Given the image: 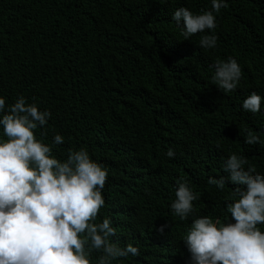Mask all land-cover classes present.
<instances>
[{
	"label": "trees",
	"instance_id": "1",
	"mask_svg": "<svg viewBox=\"0 0 264 264\" xmlns=\"http://www.w3.org/2000/svg\"><path fill=\"white\" fill-rule=\"evenodd\" d=\"M226 2L213 32L185 40L172 13L200 14L211 0H0V97L51 113L47 135L35 134L49 145L64 137L58 159L83 147L107 167L97 222L109 218L113 242L140 250L112 264H191L183 240L193 217L234 223L226 203L237 186L221 191L208 178L227 177L234 153L264 175V143H244L249 130L264 142V99L255 114L242 108L251 92L264 98V0ZM205 34L218 37L215 48L199 46ZM228 57L242 69L233 92L212 82V65ZM181 179L198 196L185 221L170 208Z\"/></svg>",
	"mask_w": 264,
	"mask_h": 264
},
{
	"label": "clouds",
	"instance_id": "2",
	"mask_svg": "<svg viewBox=\"0 0 264 264\" xmlns=\"http://www.w3.org/2000/svg\"><path fill=\"white\" fill-rule=\"evenodd\" d=\"M168 0H159L160 4ZM228 6L226 0H211V10L194 14L187 7L174 10L171 19L181 27L187 40L193 35L213 32L216 16ZM181 21L183 22L181 24ZM218 37L201 35L199 46L216 47ZM212 82L224 92L237 89L242 69L237 60L217 59L212 65ZM35 99V98H33ZM262 98L251 92L242 102L243 110L257 113ZM51 117L40 111L36 103H27L23 95L11 106L0 97V264H92L91 255H100L97 264H112L118 258L140 255L132 243L113 242L116 229L107 217L97 222L105 206L103 189L108 169L92 160L83 147L69 149L66 159L53 154V146L64 143L60 134L52 144L38 139ZM245 144L264 143L258 133L247 131ZM173 148L166 156L174 158ZM247 166V167H245ZM227 177H209L207 183L223 191L226 181L231 189L225 223L210 216L193 217L184 244L191 264H264V175L245 156L232 154L224 160ZM197 194L183 179L177 182L175 199L170 205L180 221L187 220L195 209ZM169 224L156 231L163 235Z\"/></svg>",
	"mask_w": 264,
	"mask_h": 264
}]
</instances>
